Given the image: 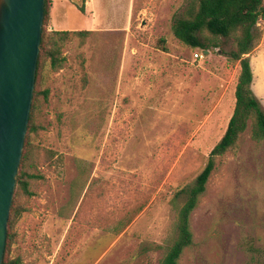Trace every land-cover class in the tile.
<instances>
[{"label":"rangeland","instance_id":"374dc122","mask_svg":"<svg viewBox=\"0 0 264 264\" xmlns=\"http://www.w3.org/2000/svg\"><path fill=\"white\" fill-rule=\"evenodd\" d=\"M73 1L84 14L50 0L47 31L91 34L72 39L63 68L43 79L33 134L40 163L29 171L32 196L18 200L11 257L160 264L186 191L233 114L235 41L212 39L207 53L179 43L172 24L191 0ZM255 36L251 88L264 112V22ZM190 229L179 264H264V141L252 140L250 122L215 159Z\"/></svg>","mask_w":264,"mask_h":264},{"label":"trees","instance_id":"16d2710c","mask_svg":"<svg viewBox=\"0 0 264 264\" xmlns=\"http://www.w3.org/2000/svg\"><path fill=\"white\" fill-rule=\"evenodd\" d=\"M81 13H85L84 4L79 5L69 0ZM50 0H45L44 19L40 51L37 62L35 90L31 104L29 124L24 140L16 188L8 219L7 240L2 264H21L19 257H11L14 244L13 228L22 214L18 200L21 195L32 196L29 180L37 178L29 171L36 168L40 161L33 146V134L37 130L34 111L40 96L45 99L48 90L42 89V82L47 72H56L63 68V51L74 38L86 39L90 31H47ZM264 22L263 0H191L185 14L173 21L174 38L184 46L201 52L210 49L212 39H234L235 47L228 56L238 62L240 73L235 88V107L227 129L220 142L209 154L207 164L196 178L195 184L186 191V200L179 211L177 237L172 246L162 257L160 264H179L184 251L193 245L190 229V216L205 193L206 184L214 170L215 159L236 148L239 137L251 123L253 141H264V112L252 91L253 73L250 65V53L256 39L260 23ZM264 258V251L262 253ZM264 262V260H263Z\"/></svg>","mask_w":264,"mask_h":264},{"label":"water","instance_id":"95a60500","mask_svg":"<svg viewBox=\"0 0 264 264\" xmlns=\"http://www.w3.org/2000/svg\"><path fill=\"white\" fill-rule=\"evenodd\" d=\"M44 8L45 0H0V264L29 123Z\"/></svg>","mask_w":264,"mask_h":264},{"label":"built area","instance_id":"2783aa9c","mask_svg":"<svg viewBox=\"0 0 264 264\" xmlns=\"http://www.w3.org/2000/svg\"><path fill=\"white\" fill-rule=\"evenodd\" d=\"M203 57H204L203 53H200V54L195 53L194 54L195 61H201L203 59Z\"/></svg>","mask_w":264,"mask_h":264}]
</instances>
